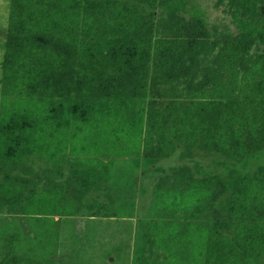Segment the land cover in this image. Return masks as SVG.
<instances>
[{
    "label": "trees",
    "instance_id": "16d2710c",
    "mask_svg": "<svg viewBox=\"0 0 264 264\" xmlns=\"http://www.w3.org/2000/svg\"><path fill=\"white\" fill-rule=\"evenodd\" d=\"M219 4L236 28L215 56L230 72L227 100L214 69L218 84L203 80L193 99L156 100L151 72L174 79L187 72L184 58L204 49V21L193 20L199 32L177 21L183 0H10L0 31V163H50L67 154L110 168L103 157L142 154L154 164L181 148L245 170L256 165L181 191L158 187L157 219L140 230L143 264H264V0ZM158 9L171 37L156 38ZM252 47L261 52L250 56ZM61 198L58 191L35 194L20 208L43 218L32 257L45 256L53 217L64 211ZM209 214V224L195 219ZM3 242L1 264H36L17 253L19 235Z\"/></svg>",
    "mask_w": 264,
    "mask_h": 264
},
{
    "label": "rangeland",
    "instance_id": "374dc122",
    "mask_svg": "<svg viewBox=\"0 0 264 264\" xmlns=\"http://www.w3.org/2000/svg\"><path fill=\"white\" fill-rule=\"evenodd\" d=\"M10 0H0V31L7 28ZM264 13V7L261 8ZM177 21H183L188 29L195 28L193 20L200 17L205 23L204 49L184 58L187 72L174 79H166L158 71L155 78L158 95L156 100L193 99L203 80L212 79L211 70H218L224 77L223 99H229V69L215 63L221 46L236 28L231 16L219 0H183V8ZM156 38L171 37L165 27L169 20L160 10L155 11ZM262 47H252L249 54L255 56ZM5 51V38L0 35V62ZM214 83L208 88L214 89ZM77 157L64 156L55 162H45L37 157L22 159L17 164L0 163V264L5 247L3 237L19 235L16 247L19 255L34 259L36 264H143L139 261L140 230L157 219L153 211L158 187L185 190L194 180L208 176L226 177L243 175L250 169L223 159L213 153L194 151L190 155L178 148L168 159L154 164L138 157L106 156V165L81 163ZM263 160L261 161V163ZM60 192L63 214L53 217L54 224L47 236L44 257H32L31 245L40 240L38 226L43 218L24 214L20 208L29 206L35 194ZM191 218V215L188 216ZM211 223L212 218L196 217ZM183 222L187 221L182 219ZM145 264V263H144Z\"/></svg>",
    "mask_w": 264,
    "mask_h": 264
}]
</instances>
